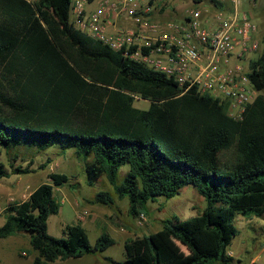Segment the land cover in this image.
Returning <instances> with one entry per match:
<instances>
[{
  "label": "trees",
  "instance_id": "16d2710c",
  "mask_svg": "<svg viewBox=\"0 0 264 264\" xmlns=\"http://www.w3.org/2000/svg\"><path fill=\"white\" fill-rule=\"evenodd\" d=\"M71 3L0 0V154L12 160H0V179L35 170L13 162L22 150L71 149L86 161L89 183L107 176L133 216L193 185L207 201L204 211L166 218L161 233L127 240L125 263L234 264L237 215L264 216V48L249 72L260 93L236 118L226 100L196 87L184 92L174 77L76 28ZM137 97L149 107H137ZM49 176L5 208L0 238L29 233L33 264L112 246L106 232L92 245L81 223L67 225L63 237L49 233L48 219L61 208L55 188L71 179ZM94 202L115 200L100 191Z\"/></svg>",
  "mask_w": 264,
  "mask_h": 264
},
{
  "label": "rangeland",
  "instance_id": "374dc122",
  "mask_svg": "<svg viewBox=\"0 0 264 264\" xmlns=\"http://www.w3.org/2000/svg\"><path fill=\"white\" fill-rule=\"evenodd\" d=\"M188 7L207 9L211 13L215 7L212 0H167V13L171 18L180 19ZM230 7V6H229ZM256 25L254 37L260 43V49L250 55L252 59L260 56L264 48V0H248L240 5ZM260 91L256 89V96ZM135 105L148 108L150 103L137 97ZM13 157V155H12ZM0 160L10 166L12 160L3 152ZM16 165H29L35 169L30 173L12 174L0 179V226L5 221V208L13 202L27 199L32 191L43 182H51L50 173L65 172L70 175V181L62 187L55 188L57 199L61 203L59 213L50 215L48 219L49 233L56 237L65 236V227L81 223L87 230L90 243L95 245L104 232L115 239V243L103 252L84 255L79 258L59 259L48 264H126L125 243L127 240L162 232V221L174 215L187 219L201 214L207 206V201L196 187L185 186L180 194L172 197H159L151 201L144 214L133 216L130 212L128 197L120 199L114 192V187L107 178L102 176L94 184L88 181L86 161L67 149L50 148L46 151L22 150ZM46 163V168L40 166ZM128 167L120 170L121 178ZM109 191L115 202L105 205L94 202L97 193ZM235 225L238 235L230 246L229 253L234 254V264H264V216L245 217L237 215ZM29 233H15L6 238H0V264H33L36 252L33 250ZM18 256V258H17Z\"/></svg>",
  "mask_w": 264,
  "mask_h": 264
},
{
  "label": "built area",
  "instance_id": "2783aa9c",
  "mask_svg": "<svg viewBox=\"0 0 264 264\" xmlns=\"http://www.w3.org/2000/svg\"><path fill=\"white\" fill-rule=\"evenodd\" d=\"M217 1L223 5L213 2L211 13L188 7L180 19L168 15L167 0H72L70 12L76 28L174 77L184 92L196 87L226 100L241 118L256 96L250 55L260 43L240 9L248 0Z\"/></svg>",
  "mask_w": 264,
  "mask_h": 264
},
{
  "label": "crops",
  "instance_id": "0c3cea01",
  "mask_svg": "<svg viewBox=\"0 0 264 264\" xmlns=\"http://www.w3.org/2000/svg\"><path fill=\"white\" fill-rule=\"evenodd\" d=\"M189 254H191V253L189 252ZM232 256H234V254ZM17 258H18V256H17ZM16 262H17V260H16ZM16 262H15V264H17Z\"/></svg>",
  "mask_w": 264,
  "mask_h": 264
}]
</instances>
